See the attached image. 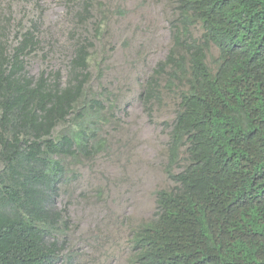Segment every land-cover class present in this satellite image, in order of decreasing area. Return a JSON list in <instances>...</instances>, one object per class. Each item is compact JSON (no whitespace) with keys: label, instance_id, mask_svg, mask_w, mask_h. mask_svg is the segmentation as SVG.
I'll use <instances>...</instances> for the list:
<instances>
[{"label":"trees","instance_id":"1","mask_svg":"<svg viewBox=\"0 0 264 264\" xmlns=\"http://www.w3.org/2000/svg\"><path fill=\"white\" fill-rule=\"evenodd\" d=\"M179 10L182 35L198 22L203 42L177 32L159 67L188 82L169 151L175 163L186 145L190 164L169 173L178 188L157 193V218L136 234L140 262L264 264V0H179ZM37 45L32 32L14 47L0 40V264H59L47 237L61 158L97 152L103 104L86 99L88 47L77 48L62 82L28 74Z\"/></svg>","mask_w":264,"mask_h":264},{"label":"rangeland","instance_id":"2","mask_svg":"<svg viewBox=\"0 0 264 264\" xmlns=\"http://www.w3.org/2000/svg\"><path fill=\"white\" fill-rule=\"evenodd\" d=\"M183 28L179 0H0V40L14 47L27 32L37 38L28 74L66 82L77 48L86 46V99L103 104L97 152L61 158L66 173L50 204L56 216L47 237L59 264H141L136 234L157 218V193L178 188L169 173L190 164L186 145L175 163L169 151L188 82L159 67L177 32L181 41L203 42L200 23L185 35ZM218 55L209 44L211 70Z\"/></svg>","mask_w":264,"mask_h":264}]
</instances>
